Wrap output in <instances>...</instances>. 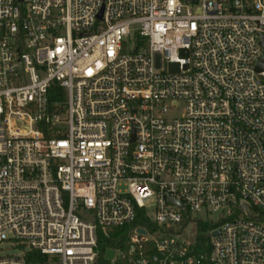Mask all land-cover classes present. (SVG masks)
<instances>
[{"label": "built area", "instance_id": "2783aa9c", "mask_svg": "<svg viewBox=\"0 0 264 264\" xmlns=\"http://www.w3.org/2000/svg\"><path fill=\"white\" fill-rule=\"evenodd\" d=\"M263 56L264 0H0V264H264Z\"/></svg>", "mask_w": 264, "mask_h": 264}, {"label": "trees", "instance_id": "16d2710c", "mask_svg": "<svg viewBox=\"0 0 264 264\" xmlns=\"http://www.w3.org/2000/svg\"><path fill=\"white\" fill-rule=\"evenodd\" d=\"M136 224H145V223L144 221H142V219L139 218ZM126 229L127 228L116 229L114 232L110 234L109 237L103 236L102 239L98 237V251L100 254V258L96 264H100L101 262L103 263V260H104L103 256H104L106 249L115 248L119 244V242L125 240L127 233H125L124 231ZM199 229L204 230L206 229V226L203 227L200 225ZM26 259L31 264H45L44 263L45 259L37 252H29L26 256Z\"/></svg>", "mask_w": 264, "mask_h": 264}, {"label": "rangeland", "instance_id": "374dc122", "mask_svg": "<svg viewBox=\"0 0 264 264\" xmlns=\"http://www.w3.org/2000/svg\"><path fill=\"white\" fill-rule=\"evenodd\" d=\"M129 48H130V46H129ZM181 111H182V105H179L177 107V111H175L174 113H171L170 116L171 117H179V116H181ZM239 210H240V208H237V214H239ZM253 212L256 213L254 210H253ZM235 213H236V210H235ZM79 216H80V218H84V219H88V220L90 218H92L91 215L89 213L85 212V211L80 212ZM241 216H243L242 213H241ZM206 217L208 218L209 221L219 222L220 213H213L212 215L206 216ZM221 222L223 223L224 221H221ZM205 226L207 228V231H209V230H211L212 228L215 227L214 225H211V224H207V225L205 224ZM129 231H130V228H127L124 232L128 233ZM98 237L100 239L103 238V235H102V233L100 231L98 232ZM210 238L211 237L208 236V239H207L208 241L204 242V245L206 247L209 244V239ZM12 243H14V241H5V242L0 243V256L18 255V254H20L21 248L20 247H13ZM104 262H105V260H103V263L101 262L100 264H107L106 262L105 263Z\"/></svg>", "mask_w": 264, "mask_h": 264}, {"label": "water", "instance_id": "95a60500", "mask_svg": "<svg viewBox=\"0 0 264 264\" xmlns=\"http://www.w3.org/2000/svg\"><path fill=\"white\" fill-rule=\"evenodd\" d=\"M102 16V13L100 14V17ZM264 70V56L262 57V59L259 61V64L257 66V71L260 72V71H263ZM242 207L247 215V217H249L250 219H256V216L253 215L249 209H248V206L247 204L243 203L242 204ZM139 232L142 233V234H145L146 231L143 230V229H139ZM220 235V231H216L213 236H218ZM113 255H114V251H108L107 254H106V259L108 260H111L113 258Z\"/></svg>", "mask_w": 264, "mask_h": 264}]
</instances>
